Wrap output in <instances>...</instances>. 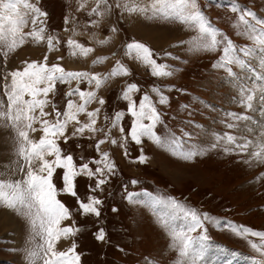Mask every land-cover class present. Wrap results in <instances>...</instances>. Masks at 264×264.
I'll list each match as a JSON object with an SVG mask.
<instances>
[{
    "label": "rangeland",
    "instance_id": "rangeland-1",
    "mask_svg": "<svg viewBox=\"0 0 264 264\" xmlns=\"http://www.w3.org/2000/svg\"><path fill=\"white\" fill-rule=\"evenodd\" d=\"M32 2L48 13L46 36H53L60 41L56 45L58 50L49 52L46 41L27 46L26 42L8 55V70L22 67V61H41L47 54L49 64L58 62L69 71L103 75L109 73L119 61L128 72L127 75L111 77L99 88L98 98L105 100L104 105H100L98 99L87 105V111L100 109L95 118L98 131L86 130L83 134L73 136L72 132L78 125L72 123L66 131V136L69 137L67 142L63 138L57 141L62 154L72 155L77 166L88 162L89 168L95 171L97 165L92 161L99 160L103 152L108 153L109 161L115 166L112 173L105 170L106 182L96 191H90V186L95 188L97 177L80 175L74 180L75 191L80 200L87 202L88 196H95L102 201L97 206L101 213L99 217L82 215L77 197L59 191L63 188V169H57L53 175V182L58 189L57 199L71 213V218L63 221L62 226L80 229L69 237L71 245H76L80 264H176L178 257L176 250L171 247L172 241L167 230L143 202L130 201L127 198L129 192L139 194L137 201L147 199L145 193L153 197H172L195 209L201 216L206 213L210 217L203 221V230L197 229L192 233L193 237H198L204 231L208 237L206 241L193 242L194 252L201 254L199 264H257L258 261H264V257L254 252L248 244V240L259 243L258 238L249 236L246 240L234 234L230 228L235 225L264 231V162L250 158L254 150L252 147L245 154L238 151L226 152V148L234 147L226 141H220L217 147H212L217 143L216 136L225 132L255 141L260 132L258 125L264 122V116L259 111L258 92L257 99L253 101L255 111L245 113L244 108L236 102L237 89L232 80L223 69L213 66L219 61L220 48L215 51L190 50L188 42L196 35L195 29H186L176 22L122 14L120 9L114 7L116 0H108L113 7L111 11L105 12L110 13L106 16L108 21L105 22L101 17L88 14L95 6L94 0H87L85 6L79 10L81 0ZM236 2L241 8L250 9L258 17L264 18V0ZM197 3L212 25L238 48L254 47L247 37L238 35L236 14L231 12L232 0H197ZM65 18L68 19L67 26ZM92 20H98V24L92 25ZM113 28L116 31H112ZM70 37L93 49L87 56L82 57L83 62L80 61L81 57L76 58L69 54L67 40ZM105 39L110 40V43H97ZM133 41L149 47L154 54L153 59L157 63L169 65L173 74L154 77L150 66L137 60L134 53L131 56L126 55V45ZM165 53L170 55L166 56ZM57 57L63 59L57 61ZM97 57L107 59L93 64ZM245 62L247 67L243 69L232 66L238 81L247 83L249 87L258 86L261 82L255 81L254 77L264 75L261 53L258 51L252 57L245 58ZM1 67L5 69L2 55L0 70ZM129 83H135L138 87V91L132 95L133 101L138 104L140 98L147 94L160 112L161 123L155 129L158 134L168 137L174 133L182 138L185 150L195 146L197 151L203 149V153L191 160H184L147 137H142L140 144L133 142L127 136L132 120L127 113L128 102L120 99L121 92ZM71 86H76L75 81ZM80 88L91 89L87 83H82ZM153 88L160 89L167 98L166 103H158L159 98L152 91ZM68 90V84H57L55 94L49 96L61 112L66 104L64 94ZM74 100L78 101V97ZM46 111L51 112V106ZM117 111L125 115L113 127L112 119ZM232 112L249 115L256 123L233 121L227 115ZM78 119L81 123H87L86 112L80 114ZM5 123H0V170L4 166H12V162L16 161L14 151L11 152V147L5 143L7 141L12 145L15 133L11 127H5ZM228 123L237 126L229 129ZM121 127L125 129L124 133L120 132ZM247 128H252V132H248ZM184 132L190 133L191 138L184 137ZM40 134L37 132L30 135L37 139L36 136L39 138ZM101 139L106 142L97 151L96 144ZM112 140L117 143H111ZM12 147L15 148L14 145ZM141 150L147 157L143 164L137 160ZM100 166L103 167V164ZM133 180L137 183L132 184ZM4 210L6 209L0 207V216ZM162 211L166 212L167 209ZM10 213L18 229H21L19 234H23L25 240L20 248H14L15 240L20 243V235L11 232L15 223L12 226L9 224L12 222L4 223V229H0V264H28V222L14 212ZM175 223L186 221L177 219ZM100 229L105 232L103 241L95 238ZM69 239H61L57 244L58 250L69 248ZM36 242L40 241L36 239Z\"/></svg>",
    "mask_w": 264,
    "mask_h": 264
},
{
    "label": "snow or ice",
    "instance_id": "snow-or-ice-1",
    "mask_svg": "<svg viewBox=\"0 0 264 264\" xmlns=\"http://www.w3.org/2000/svg\"><path fill=\"white\" fill-rule=\"evenodd\" d=\"M38 2V0H37ZM87 0H81L79 8H83ZM95 6L89 11V15L103 17L105 12L111 11L113 5L108 0H94ZM115 8L129 16H140L146 19H160L169 22H176L186 29H195L196 35L188 42L190 50L215 51L221 50L219 61L214 67L223 69L232 80L237 89L236 102L245 110L255 111L253 101L257 99L259 93V111L264 116V75L255 76V81H260L258 86L249 87L247 83L239 82L237 73L233 71V65L243 69L247 67L245 58L252 57L256 52L261 53V60L264 62V18L258 17L250 9L241 8L236 0H232L231 12L236 14L238 35L245 36L254 47H237L232 40L223 36L219 29L215 28L209 18L201 10L197 0H116ZM48 13L42 11L37 3L32 0H0V55L5 61V69L0 76L3 83L0 84V123H5V127H11L15 133V151L17 160L12 166H4L0 170V207L14 212L23 217L29 225L30 239L32 245L27 249L28 264H80V255L76 252V245L73 243L66 250H58L57 244L61 239H67L75 235L79 228L73 226H62L63 221L71 218L69 209L57 199L58 189L53 182V175L57 169H63L62 191L73 197H77L74 180L77 176L86 175L89 178L97 177L96 191L106 182L105 170L112 173L115 166L109 161L107 152L101 153L99 160L92 161L97 165L95 171L89 168V163L84 162L79 166L73 162L70 154H62L57 141L61 138L65 142L69 139L66 136L67 128L70 124L78 125L74 128L72 135L83 134L86 130L96 132V116L100 109L87 111V105L98 99L100 105L105 104V100L97 98L94 89H99L105 81L118 75H127V69L119 62L109 73H88L84 71L66 70L60 63L48 62V55L45 54L41 61H22V67L7 69L8 55L31 40L34 43L46 41L48 51L58 50L56 45L60 41L50 35L46 36V19ZM68 19L65 18V24ZM31 25V30L24 31L25 27ZM92 25L98 24V20H92ZM67 31V29H65ZM112 31H116L115 28ZM75 34V33H74ZM55 40V43H54ZM104 44L106 41H97ZM184 43V42H181ZM69 54L72 56H87L93 51L90 47L78 43L75 39L67 40ZM135 54L137 60L150 66L151 74L154 77H166L173 74L169 65L157 63L153 59L152 50L146 45L133 41L126 45V55ZM242 54V55H241ZM168 56L170 53H165ZM243 56V58H242ZM63 57H57V61ZM106 57H97L93 64L102 63ZM75 81L76 86L72 87ZM87 83L93 90H81L80 85ZM57 84H68L69 90L64 94L66 104L61 112L58 106L49 99L50 94L54 95ZM138 91L135 83H129L120 94V99L127 101V113L132 117L131 128L127 136L136 144L141 143L142 137L151 139L157 145L164 147L172 155L184 160H191L194 156L201 155L203 149L197 151L195 146L185 150L181 137L174 133L164 137L155 130L161 123V114L152 102L150 97L143 95L137 104L132 99L133 93ZM152 91L158 96V103L164 104L167 98L162 95L160 89L153 88ZM73 97H78V101ZM51 106V112L46 109ZM88 118L87 123H81L78 116L85 113ZM124 113L117 111L112 119V126L116 127L118 121L124 118ZM233 121H252L251 116L244 113H228ZM53 117L49 119V117ZM145 121H148L145 123ZM38 125V127H37ZM237 125L228 123L227 128L233 129ZM258 127L261 129L255 141L246 137H237L229 132L217 135L218 146L220 141H226L234 147L225 151H238L240 154L248 153L250 147L254 150L250 158L264 162V122ZM252 132V128L246 129ZM125 129L120 128L124 133ZM41 133L38 139L30 135L31 133ZM107 137V133L105 134ZM184 137L191 138L190 133L184 132ZM126 139V138H125ZM242 141V142H238ZM106 141H97L96 148L99 151L100 145ZM111 143H117L112 140ZM121 147H124L121 144ZM127 155V152H125ZM139 163L146 162L147 157L141 150V155L137 157ZM248 163L247 160L244 161ZM103 164V167L100 165ZM103 177V178H101ZM136 184L137 181H131ZM138 193L129 192L127 198L132 202H143L151 209L153 215L159 223L167 230L171 238V247L176 250V264H199L201 254L194 252V240L206 241L208 239L204 231L198 237H193L192 233L197 229L203 230V221L210 217L204 213L198 214L195 209L189 208L172 197H153L144 194L147 199L137 201ZM77 203L82 215L100 216V209L97 207L102 203L95 196H88L87 202L77 197ZM167 209V211H162ZM115 211V209H113ZM180 219L186 223L177 224ZM231 231L244 239L249 236L259 239V243L248 240L250 248L264 257V231H255L244 226H230ZM37 237L39 243L36 242ZM95 238L98 241L105 239V232L100 229ZM257 264H264L258 261Z\"/></svg>",
    "mask_w": 264,
    "mask_h": 264
},
{
    "label": "crops",
    "instance_id": "crops-1",
    "mask_svg": "<svg viewBox=\"0 0 264 264\" xmlns=\"http://www.w3.org/2000/svg\"><path fill=\"white\" fill-rule=\"evenodd\" d=\"M107 15H110V13H106V14H104V16L102 17V20L105 22V21H108V19L106 18V16ZM108 23V25H110V23L109 22H107ZM111 25H112V22H111ZM65 26H67V24H65ZM106 28V27H105ZM105 28H104V30H105ZM67 29V28H66ZM29 30H31V25L29 24L28 26H26L25 27V29H24V31H29ZM66 31V30H65ZM104 34V33H103ZM105 35V34H104ZM107 39H105V41H106ZM36 44V45H39L40 43H34V42H32L31 40H29L28 42H27V44H26V46L27 45H29V44ZM106 43H110V40H108V41H106ZM106 43L104 44V45H106ZM90 56V55H89ZM76 58L78 57H81V59H80V61L81 62H83L84 61V59H82V57L83 56H80V55H76L75 56ZM18 61V60H17ZM36 61V60H35ZM40 61V60H39ZM86 61V60H85ZM80 65V64H79ZM81 67H82V65H80ZM4 67V66H3ZM83 68V67H82ZM3 71H4V69L1 67V70H0V76H2V74H3ZM3 83V80L2 79H0V84H2ZM85 90V89H84ZM86 90H93V89H86ZM95 90V92H96V96H97V98H98V96H100V90L99 89H94ZM0 92H2V89H0ZM102 95V94H101ZM74 99H76V97H74ZM94 102V101H93ZM92 102V103H93ZM95 102H96V100H95ZM99 107V106H98ZM95 108H97V107H95ZM2 132V131H1ZM40 136V135H39ZM15 137V136H14ZM36 138L38 139V136H36ZM12 140H13V142H12V145H9V143L6 141L5 143H6V145H8V146H10L11 148H10V151L11 152H13V151H15V148H13L12 146L14 145L15 146V140H14V138H12ZM11 140V141H12ZM0 153H1V151H0ZM1 155V154H0ZM16 157V156H15ZM0 159H1V157H0ZM16 160H17V157H16ZM14 162L15 161H13L12 163L14 164ZM65 221H68V220H65ZM64 221V222H65ZM20 230V232H21V229H19ZM19 234V233H18ZM5 235V234H4ZM7 235V237H9V234H6ZM29 239H30V235H29ZM37 239L39 240V238L37 237ZM68 239H69V237H68ZM24 236H23V234H20V243H19V245H18V248H20L21 247V244L24 242ZM68 245H69V247L71 246V240L69 239V241H68ZM32 245L30 244L29 245V247H31ZM11 247V246H10ZM12 249H13V246H12ZM37 264H39V262H37Z\"/></svg>",
    "mask_w": 264,
    "mask_h": 264
},
{
    "label": "bare ground",
    "instance_id": "bare-ground-1",
    "mask_svg": "<svg viewBox=\"0 0 264 264\" xmlns=\"http://www.w3.org/2000/svg\"><path fill=\"white\" fill-rule=\"evenodd\" d=\"M261 130V129H260ZM257 137V136H256ZM0 167H2V166H0ZM2 214H1V216H0V229L2 230V228L4 229V223L5 224H8L9 222H12V223H9L10 225L11 224H13V223H15V225L14 226H12V228H11V232H12V234H16V235H20V234H18L19 233V229H18V226L16 225V222L14 221V219L12 218V214L10 213V211L9 210H4V211H2L1 212ZM10 227V226H9ZM13 242V241H12ZM15 243H16V245H15V247L14 248H16V247H18V245H19V243H18V241H14ZM246 264V263H245Z\"/></svg>",
    "mask_w": 264,
    "mask_h": 264
}]
</instances>
